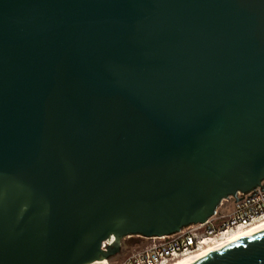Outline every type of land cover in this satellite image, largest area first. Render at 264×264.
Here are the masks:
<instances>
[{
  "label": "water",
  "instance_id": "95a60500",
  "mask_svg": "<svg viewBox=\"0 0 264 264\" xmlns=\"http://www.w3.org/2000/svg\"><path fill=\"white\" fill-rule=\"evenodd\" d=\"M258 188L264 0H0V264L108 261ZM197 264H264V233Z\"/></svg>",
  "mask_w": 264,
  "mask_h": 264
},
{
  "label": "built area",
  "instance_id": "2783aa9c",
  "mask_svg": "<svg viewBox=\"0 0 264 264\" xmlns=\"http://www.w3.org/2000/svg\"><path fill=\"white\" fill-rule=\"evenodd\" d=\"M239 202L232 197L224 199L208 220L182 228L180 232L165 237L144 239L150 243L129 253L115 264H172L182 257L197 255L218 246L234 233L253 227L264 221V191L238 195ZM113 241L101 244L104 250ZM97 263V262H95ZM103 264L110 262L103 261Z\"/></svg>",
  "mask_w": 264,
  "mask_h": 264
},
{
  "label": "bare ground",
  "instance_id": "6f19581e",
  "mask_svg": "<svg viewBox=\"0 0 264 264\" xmlns=\"http://www.w3.org/2000/svg\"><path fill=\"white\" fill-rule=\"evenodd\" d=\"M264 233V221L255 224L253 227L246 230L240 231V233H234L227 237L226 240L218 246L211 247L204 250L197 255L182 257L172 264H197L198 262L204 260L205 258L211 256L214 253L220 252L229 246L239 243L242 240L253 238L258 234ZM95 264H103V262H97Z\"/></svg>",
  "mask_w": 264,
  "mask_h": 264
},
{
  "label": "rangeland",
  "instance_id": "374dc122",
  "mask_svg": "<svg viewBox=\"0 0 264 264\" xmlns=\"http://www.w3.org/2000/svg\"><path fill=\"white\" fill-rule=\"evenodd\" d=\"M125 241H126V246H127V248L126 249H124V251L123 252H120L119 254H118V256L116 257V259H115V262L114 261H112V263H110V264H115L116 263V261L117 262H121L122 261V259H124V257L126 256V255H128L129 253H131V252H134V251H138V250H140V249H142V248H144V247H146L150 242L149 241H147V240H144L143 238H141V237H127L126 239H125ZM126 254V255H125Z\"/></svg>",
  "mask_w": 264,
  "mask_h": 264
},
{
  "label": "trees",
  "instance_id": "16d2710c",
  "mask_svg": "<svg viewBox=\"0 0 264 264\" xmlns=\"http://www.w3.org/2000/svg\"><path fill=\"white\" fill-rule=\"evenodd\" d=\"M117 256H118V255H117ZM117 256H114V257L109 258V260H108L107 262H110V263H112V261L115 262V259H116Z\"/></svg>",
  "mask_w": 264,
  "mask_h": 264
},
{
  "label": "flooded vegetation",
  "instance_id": "af4514ba",
  "mask_svg": "<svg viewBox=\"0 0 264 264\" xmlns=\"http://www.w3.org/2000/svg\"><path fill=\"white\" fill-rule=\"evenodd\" d=\"M130 238V237H129Z\"/></svg>",
  "mask_w": 264,
  "mask_h": 264
}]
</instances>
